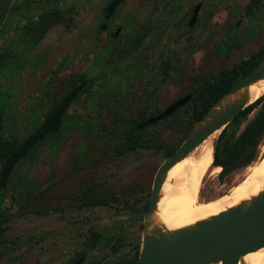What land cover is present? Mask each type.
Here are the masks:
<instances>
[{
    "label": "rangeland",
    "instance_id": "obj_1",
    "mask_svg": "<svg viewBox=\"0 0 264 264\" xmlns=\"http://www.w3.org/2000/svg\"><path fill=\"white\" fill-rule=\"evenodd\" d=\"M110 1L57 0L60 21L34 45V60L44 56L41 66L26 65L21 73L0 76V87L8 91L10 113L1 135L13 134L18 140L32 133L24 122L39 98L38 119L50 110L42 90L53 66L60 73L58 93L67 89L63 82L70 78L85 75L91 81L66 110L58 136L43 140L33 154L24 156L0 188V210L12 214L6 241L0 244V264H67L79 252L87 254L84 264H90L113 254L111 239L119 233L125 236V245L136 240L140 246L143 210L113 208L143 198L165 156L162 150L141 148L120 160L109 144L121 128L116 122L121 116H135L154 88L153 109L163 110L190 91L192 82L200 83L212 72L248 58L264 38L263 13L258 11L251 18L244 14L248 0H122L108 27L100 29L102 9ZM17 2L13 0L12 5ZM198 2V20L189 27L187 21ZM17 19L11 13L2 25L0 46H15ZM134 31L144 36L129 55L119 56L114 47L125 46ZM168 61L177 62V74L159 85ZM260 106L228 127L231 140ZM12 114L16 115L14 126ZM263 148L264 137L250 163L237 165L223 177L206 176L200 195L215 197L225 192L259 159ZM90 183L121 199L110 207L76 208L81 205L75 194ZM24 204L27 208L20 209ZM92 232L101 235L94 245H90ZM130 255L132 249L126 246L108 262Z\"/></svg>",
    "mask_w": 264,
    "mask_h": 264
},
{
    "label": "water",
    "instance_id": "obj_2",
    "mask_svg": "<svg viewBox=\"0 0 264 264\" xmlns=\"http://www.w3.org/2000/svg\"><path fill=\"white\" fill-rule=\"evenodd\" d=\"M12 1L0 0V28L9 13ZM121 1L111 0L106 6V17L113 14ZM258 1L252 0L248 5V9ZM198 9L199 6L197 5L194 8L190 24L195 20ZM57 18L58 14L56 13L44 16L29 30V35L34 41L42 39ZM262 78H264V59L249 73L236 81L217 100L195 123L178 148L159 165L153 178L148 208L143 217V236L137 264H238L247 253L264 247V190L249 202H242L233 208H229L209 219L198 221L193 225L173 231L150 228V217L157 204L167 170L179 160L188 156L195 147L212 133L218 130L220 134L239 112L253 103L247 104L245 97L232 100H229L228 97L231 95L236 96L241 88ZM83 87L84 84L82 83L68 92L63 100L45 118L43 123L5 160L0 170V188L6 185L14 166L33 147L42 141L48 133H54L59 130L62 115ZM190 98L191 94H187L174 100L156 116L145 120L141 126L152 124L170 116L177 108L188 102ZM222 100L226 102L221 105ZM2 115L3 110H0V131ZM261 156L264 157V148L259 158ZM217 166L221 167L218 173L219 177H223L237 168L233 164ZM138 203V201H135L124 204L116 208V211L129 210L138 205Z\"/></svg>",
    "mask_w": 264,
    "mask_h": 264
},
{
    "label": "trees",
    "instance_id": "obj_3",
    "mask_svg": "<svg viewBox=\"0 0 264 264\" xmlns=\"http://www.w3.org/2000/svg\"><path fill=\"white\" fill-rule=\"evenodd\" d=\"M13 9H15L14 5L11 11ZM143 36V32L134 31L126 45L115 46L114 51L122 57L129 55L137 47L139 41ZM24 37L27 38L26 30L20 35V40L22 42H24ZM263 59L264 44L263 46H260L258 50L252 53L248 58L238 61L231 67L222 69L218 72H212L209 77L203 79V81L200 83L192 82V89L185 94H191V98L188 100V102H186L183 106L177 108L170 116L165 117L152 124L141 126V124L145 120L150 117L156 116L162 111V109L159 108L156 110L155 108L153 109L154 105L152 95L156 92V88H154L151 96L135 116H121V119L116 122L115 125L120 123L121 128L117 131V133H115L113 137L111 136V138L109 139V144H111V146L114 148L115 156H118L120 160H122L124 156L129 155L130 153L137 152L141 148H150L154 150H162L166 158L178 148V146L182 143L190 130L193 128L195 123L200 120V118L217 102V100L226 91H228L236 81L249 73ZM166 64L167 67L164 68L163 72L161 73L159 85H162V83L167 80V78H175L177 74V68L175 67V64H177L176 61H168ZM4 68L5 62L0 61V72ZM77 79L78 80H75V78H71L63 82V86L67 87L68 91L70 90V87L72 88L76 86L78 84V81L85 83V87L79 93L80 95L81 93L89 89L91 81L87 79L85 75H80L79 77L77 76ZM64 92L65 90L61 93H58L57 90L58 94L55 100L56 102H59L61 100L60 96ZM7 94V89L0 87V109H4V112L7 111ZM259 105L261 106L255 113V115L245 124L242 131L233 140H231L227 135L228 127L231 124L235 123L239 118L247 117ZM58 134L59 130L54 133H48L43 140H46L49 137H57ZM164 134H167L168 138L163 139L162 136ZM263 137L264 95L260 96L256 99V101H253V103L246 106L221 131L214 146L213 164L241 165L250 163L254 159L259 142ZM23 140H18L13 134L0 136V168H2L5 160L18 148ZM42 141H40L35 147H33L25 156L33 154ZM148 191L149 190H146L145 194H148ZM119 197L121 196L115 195L111 192L96 190L93 183H90V185H88L86 189L75 194V198L78 203L85 207H92L97 205H112L115 201L121 199ZM26 208L27 206L25 204L20 206V209ZM34 212L45 213L46 210H34ZM11 218L12 214L9 211L3 209L0 210L1 245L6 241L7 223ZM100 238L101 235L98 232H92L90 245H94L95 243H97ZM115 242L116 244L112 247L113 251L119 249L122 244L120 239L116 240ZM108 243H110V239L108 240ZM139 248L140 246L138 244L135 255L131 258H128L126 264H137ZM116 264L123 263L119 261Z\"/></svg>",
    "mask_w": 264,
    "mask_h": 264
},
{
    "label": "bare ground",
    "instance_id": "obj_4",
    "mask_svg": "<svg viewBox=\"0 0 264 264\" xmlns=\"http://www.w3.org/2000/svg\"><path fill=\"white\" fill-rule=\"evenodd\" d=\"M262 95L264 78L241 88L236 96L231 95L228 99L245 97L249 104ZM225 102L222 100L220 104ZM218 134V130L212 133L188 156L167 170L150 217L151 229L173 231L193 225L242 202H249L264 190V157L261 156L225 192L215 197L200 195L204 178L216 175L221 170L220 166L213 165V150ZM238 264H264V247L247 253Z\"/></svg>",
    "mask_w": 264,
    "mask_h": 264
},
{
    "label": "flooded vegetation",
    "instance_id": "obj_5",
    "mask_svg": "<svg viewBox=\"0 0 264 264\" xmlns=\"http://www.w3.org/2000/svg\"><path fill=\"white\" fill-rule=\"evenodd\" d=\"M56 2H57V0H38V1H35V2H33L31 0H18L17 4H14V8L15 9H13L12 11H11V9L13 8V5L11 4V7H10V10H9V13H8L6 19L9 18V16L11 15V13L12 14L13 13H16L18 19H17L16 24H15V36H16L17 39L15 40V46H10V45L0 46V61L1 62H5V68L0 72V76L1 75H7V74H14L16 72L21 73L23 71L24 66H26V65H29V66H32V65L37 66V65H39V66H41L40 65V63H41L40 61H41L42 58H44V56L42 54L40 55L39 52L37 51V54H39L40 56H39V59L38 60H34V57L32 56L36 52V50H35V47L36 46H34V45L35 44H38V42L41 41L45 37V35L47 34V32L57 22L60 21V19H61V11H60V7H58V5H56ZM251 2H252V0H248L246 2L245 6H244V14H245V16L251 18L258 11H261L263 13L262 15H263V19H264V0H259L255 5H253L252 7H250V9H248V5ZM197 5L199 6V9H198L196 18L193 21V23L190 24V19L192 17L194 8ZM106 6L103 7L102 12H101L102 13L103 22L100 25V29H106L108 27V24L110 23V19L109 18L115 12L114 11L113 14L110 15L109 17H106ZM200 9H201V2H198V3H196L194 5V7H193V9H192V11L190 13V17H189V19L187 21V25L189 27L193 26L197 22V20H198V14H199ZM50 13H56V14H58L57 20L47 30V32L45 33V35L43 36L42 39H39L37 41H34L32 39V37L29 35V30L32 27H34L36 25V23L40 19H42L44 16H46V15H48ZM236 16H237V14H234L233 17H236ZM6 19H5V21H6ZM5 21H4V23H5ZM240 22H241V20L238 19L236 21V24L239 25ZM25 30H26L27 38L24 37V42H22L20 40V35ZM116 32H114V34H113L114 37H117L118 32L117 33ZM18 33H20V34H18ZM263 44H264V38H263L260 46H263ZM58 74H60V73L58 72V70H56V66H53L51 68V70L49 71V74L47 75L48 76V80H45V83L43 85L44 90H42L44 96L49 99L50 105L52 106V108L50 106V110H48L47 112H45L43 114V117L41 118V120H39L38 119L40 117V112H39L40 108L39 107L41 106V101H40V98H39L37 100V102H36V105L32 109V112H30V114H28V116L25 118V122L24 123H25V125H28V127H29V129H31V131H33V130L35 131L39 127V125H41L43 123V121L45 120V118L63 100V98L68 94V92H70L77 85L82 84V82H79L76 86H74L72 88L70 87V90L67 91V89H66L65 92L62 94L63 96L60 94L61 95L60 96L61 97V100L59 102H56L55 100H56L57 94H58L57 93V90H60L56 86V83H57V81L59 79L58 78ZM44 78H46V77H44ZM68 83H70V82H68ZM83 84H84V87H85V83H83ZM79 93H78V95H79ZM77 96L75 98H77ZM70 104H69V106H70ZM6 109H7L6 112H4V109H0V110H3L1 129L6 124L5 123V118L7 116H9V114H10L8 112V110H9L8 104H7V108ZM65 112H64V114H65ZM64 114L61 117L60 127H61V125H62V123L64 121ZM11 118H12V124L14 126L15 124L13 122L16 120V115L15 114H12L11 115ZM0 136H1V131H0ZM233 165H235V164H233ZM150 191H151V187H150V189L148 191V194H145V196L143 198H141L139 200H136L139 203H138V205H136L133 208H140V209L143 210V212L145 214V212H146V210L148 208V204H149ZM77 207L79 209H83V208H96V207H110V205H108V206L97 205V206H92V207H85V206L81 205V206H76V208ZM116 208H118V207H114L113 209L116 211ZM143 217H144V215H143ZM116 236L117 237L114 238V240H113V238L111 239V242L113 241V243L111 244V249L116 244L115 241L118 240V239L121 240L122 244L119 247V249L113 251V254L114 255L115 254H118L120 250H123L127 246L130 249H132V255H130V256H122L120 258H117L113 262H108V261L111 260V257H113V254H112V255L107 256L106 258H103L100 261L92 260L90 264H116L119 261H121L123 264H126L128 258H131V257H133L135 255V252H136V249H137V245H138V243L136 242V240L130 241L128 244L125 245V236L121 235L120 233L117 234ZM90 238H91V236H90ZM86 258H87V254H85L84 252H79L76 256H74V258L71 261L67 262V264H84V262L86 261Z\"/></svg>",
    "mask_w": 264,
    "mask_h": 264
}]
</instances>
